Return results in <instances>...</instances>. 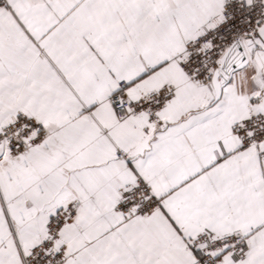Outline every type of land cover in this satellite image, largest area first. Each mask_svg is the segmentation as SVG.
Here are the masks:
<instances>
[{
	"label": "snow or ice",
	"instance_id": "6c2138e0",
	"mask_svg": "<svg viewBox=\"0 0 264 264\" xmlns=\"http://www.w3.org/2000/svg\"><path fill=\"white\" fill-rule=\"evenodd\" d=\"M0 264H264V0H0Z\"/></svg>",
	"mask_w": 264,
	"mask_h": 264
}]
</instances>
